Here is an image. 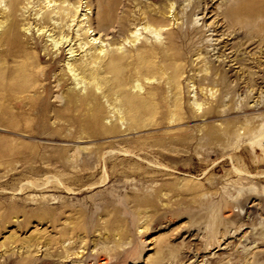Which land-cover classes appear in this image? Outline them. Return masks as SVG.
Wrapping results in <instances>:
<instances>
[{"label": "rangeland", "instance_id": "1", "mask_svg": "<svg viewBox=\"0 0 264 264\" xmlns=\"http://www.w3.org/2000/svg\"><path fill=\"white\" fill-rule=\"evenodd\" d=\"M118 1V16L130 6L131 22L138 23L142 7L158 9L168 0ZM175 1L168 28L191 35L185 41L190 47L181 50L186 64L182 120L173 122L168 116L155 125L156 118L127 130L121 114L102 95L109 112L104 123L118 119L122 132L89 137L78 123L60 127L47 119L43 125L40 113L23 116L16 106L23 94L0 102V264H152L160 252L166 255L163 264H264V42L254 37L238 47L246 36L238 29L231 33L221 15L230 0ZM87 2L92 4L88 11ZM99 2L84 0L79 9L92 19L86 25L95 27L84 48L77 41L78 26L69 29L75 39L65 44L61 56L52 54L58 47L47 37L50 32L43 37L34 25L22 29L23 40L43 58V71L35 79L49 84L42 94L49 109H60L59 97L75 87L73 77L62 89L55 87L68 61L87 60L94 46L128 51L155 41L142 25L136 43L126 40L129 32L118 33L117 24L107 32L98 30ZM38 7L29 4L26 11L34 14ZM159 41L167 42L166 35ZM72 46L79 51L71 54ZM208 61L228 72L227 84L236 93L220 94L216 88L212 97V92L201 91L204 74L196 69ZM158 83L146 81L147 86ZM163 86L171 98L169 85ZM195 99L205 105L198 109ZM211 101L216 113L202 116ZM230 121L237 123L234 133L223 134L222 140L212 136L213 128L223 132ZM237 169L261 177L248 179Z\"/></svg>", "mask_w": 264, "mask_h": 264}, {"label": "bare ground", "instance_id": "2", "mask_svg": "<svg viewBox=\"0 0 264 264\" xmlns=\"http://www.w3.org/2000/svg\"><path fill=\"white\" fill-rule=\"evenodd\" d=\"M174 1L168 0L158 9L152 8L151 5L142 7L139 10V16L142 18L135 23L137 19L131 22L132 9L130 6L126 14L119 17L117 11L121 2L100 0L96 21L98 30L107 32L117 24L118 33L129 32L131 36L129 35L126 40L136 43L140 40L138 27L142 25V29L148 31L155 41L152 44L141 43L128 51H123L122 46L111 50L105 49L103 45L94 46L91 47L94 52L88 58L89 61L80 58L73 59L72 63L68 61L69 67L64 68L56 77L55 87L62 89L72 77L75 87L64 91L59 97L60 109H49L50 101L42 97V94L48 92L49 84L44 81L38 83L35 79L36 74L40 72L39 69L43 71L41 67L43 58L37 52L36 47H29L30 43L23 40L26 34H23L22 29L30 30L34 25V28H37L36 33L43 37L50 32L47 37L54 42V47H58L55 51L51 49L52 54L56 53L57 56H61L65 50V44L69 42L67 45L69 46L75 39L74 29L72 33L69 29L71 26H78L77 41L80 40V48H84L83 44L86 45L89 42L83 41H88L95 31L92 24L86 25L87 20L88 23L92 20L87 12L92 4L87 2L86 7L89 6V8L84 14H79L84 0H0V102H8L15 96L23 94V98H19L20 103L15 104L17 108L23 109V116L29 114L28 111L35 115L40 113L43 125H47V119L54 120L52 124L60 127L73 126V123H78L81 133L88 134L89 137L102 132L103 134L122 132L118 119L110 125L104 123L109 112L102 102V95L113 106V112L117 111V114H121L119 119L126 122L127 130L148 126L147 122L156 118L159 121L157 120L155 125L168 116V119L173 122L182 120L184 116L181 114L182 78L186 72V64L184 53L181 50L188 48L190 33L183 29L174 32L168 28L171 25L168 15H171L172 10L175 13ZM209 1H205L206 10L209 8ZM230 1L221 15L231 33L238 29L246 36L247 41L239 44L238 47L247 46L254 37H259L260 44H262L264 42V0ZM29 4H32L33 8L39 6L38 9L35 8L34 14L30 10L26 11ZM200 6L201 1L196 3L194 11ZM202 10L204 11V6ZM26 13L30 14L26 16ZM175 17L176 20L180 19L178 14ZM75 22L76 24L73 25ZM132 25L134 28H129ZM163 34L167 38L165 43L159 41V37ZM51 50L48 52L49 55ZM77 51L79 50L75 51L73 46L70 48L71 54ZM196 55L199 56L198 58L201 57L198 52ZM238 63L245 65L244 61ZM196 71L198 74H204L199 80L202 92L206 89V94L208 91L212 92V97L218 91L220 94L221 92H237V88H232L227 84L228 72L211 65L209 61ZM208 73H211L209 77ZM216 75L219 77L216 78ZM154 79L159 82L158 85L147 86L146 81ZM191 79L193 81L194 78ZM138 81H141V84L135 85L134 83ZM166 84L172 92L171 98L167 96V91L163 86ZM79 85L81 88L85 87L86 92L82 93L81 88L77 90ZM141 85L146 87L144 93L139 91ZM133 88L139 89L135 92ZM216 101L217 99L214 102ZM214 102L211 101L209 107L203 110L202 116L216 113ZM193 105L200 109L205 103L195 99ZM197 110L192 109L196 116L198 115ZM24 121H29V118L24 117ZM236 126L235 121H230L225 123L223 132L218 128H213L210 133H213L214 138L222 140L224 139L223 134L229 136L234 133ZM237 170H239V175L248 179L261 177L260 173V175L247 172L244 174L240 169ZM115 243L117 247L121 245V241H115ZM161 253L152 259V264L164 263L166 255L165 253L161 255Z\"/></svg>", "mask_w": 264, "mask_h": 264}]
</instances>
